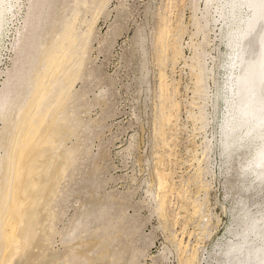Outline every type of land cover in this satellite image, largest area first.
Listing matches in <instances>:
<instances>
[{"label": "rangeland", "instance_id": "obj_1", "mask_svg": "<svg viewBox=\"0 0 264 264\" xmlns=\"http://www.w3.org/2000/svg\"><path fill=\"white\" fill-rule=\"evenodd\" d=\"M77 1L21 0L0 37V92L20 104L66 21L77 10L82 17L71 56L40 106L51 108L65 92L58 115L69 128L57 136L56 150L68 152L71 164L45 207L51 221L40 226L47 238L33 250L39 264H71L74 253L81 254L79 264H184L194 246L200 256H213L217 243L231 239L238 207L231 185L241 186L246 197L254 191L250 185L244 190L254 174H241L235 153L234 160L222 154L230 65V49L220 35L224 24L207 18V44L191 21L196 14L200 25L206 24L202 0ZM245 10L243 15L251 13ZM160 28L167 30L163 41L157 39ZM200 40L198 65L208 97L196 91L189 66L190 44ZM66 70H77L72 85ZM199 110L205 112L206 125L195 119ZM1 120L0 156L9 132ZM226 159L236 163L230 173ZM158 172L166 176L162 187ZM262 196L264 201V187L247 202Z\"/></svg>", "mask_w": 264, "mask_h": 264}, {"label": "bare ground", "instance_id": "obj_2", "mask_svg": "<svg viewBox=\"0 0 264 264\" xmlns=\"http://www.w3.org/2000/svg\"><path fill=\"white\" fill-rule=\"evenodd\" d=\"M85 1L81 4H85ZM202 1L205 5L203 17H206V24L200 25V17L196 14L191 17L196 35H201L202 42L208 44L206 32L211 29L207 18L211 17V21L224 24L220 29V35L226 39L230 49L228 50L230 65L227 66L229 80L226 79L228 82L225 85L227 115L222 131V138L225 139L224 144L222 142V154L231 160L232 153H235L237 165L242 170L241 174L244 176L254 174L244 186V190L247 191V186L250 185L254 191L248 197L255 194L259 196L264 187V0ZM21 4V0H0V37L6 31L3 28L4 22L16 16ZM194 7L198 8V4L195 3ZM242 9L251 13L245 10L247 13L245 17ZM78 14V10L72 13L63 31L56 37L54 45L42 55L43 68L34 74V86L26 101L20 104L12 103L5 92H0V117L3 126L9 130L4 135L5 151L0 156V264H39L40 258L36 257L33 250L42 242L44 244V239L47 238L40 233L42 223L51 221L48 211L44 212L45 207L51 204L62 173L66 166L71 164L68 152L60 148L56 150L57 136L69 128H64L66 126L61 124L58 115L67 100L63 97L65 92L62 97L60 92L59 98L57 97L51 108L40 106L42 99L50 95L52 79L61 72V67L71 56L70 49L77 41L76 25L79 21L81 24L82 17L79 18ZM90 30L88 27L85 32L88 34ZM165 30L158 31V41L167 33ZM18 32L19 30L15 29V35ZM200 42L190 44L193 62L189 66L193 70L191 74L195 80L196 91L203 92L208 97L204 85V69L198 65L199 52L203 45ZM15 44L16 40H13L11 46ZM85 45H81V50ZM22 48L24 44L18 49ZM76 64L80 66L81 60ZM76 74L77 70L64 72L69 84L75 79ZM195 119L207 124L203 110L198 111ZM243 128L248 130L247 133L245 131V136ZM4 131L6 132L5 129ZM209 142L211 143L210 140ZM208 150L209 145L206 144L201 154L202 160L207 158ZM227 159L224 167L227 173H230L232 168H236V163L231 165ZM163 174L158 172L156 175L160 187L166 182V176ZM240 179L238 180L241 183L243 180ZM231 186L236 188L235 200L238 206L233 214V227L229 229L231 239H227L224 244L217 243L218 248L216 250L213 248L214 255L209 257H202V253L200 256L194 246L184 264H201V260H204V264H264L263 196L247 202L248 197L240 194L241 186L238 184ZM160 204L163 211L166 204L164 198L160 199ZM77 227L78 225H75L74 230ZM79 255L74 253L71 258L69 257L70 263L79 264Z\"/></svg>", "mask_w": 264, "mask_h": 264}]
</instances>
